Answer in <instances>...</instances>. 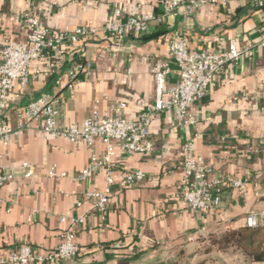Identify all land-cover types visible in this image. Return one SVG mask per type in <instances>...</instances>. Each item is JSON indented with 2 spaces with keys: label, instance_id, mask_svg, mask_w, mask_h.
Masks as SVG:
<instances>
[{
  "label": "crops",
  "instance_id": "0c3cea01",
  "mask_svg": "<svg viewBox=\"0 0 264 264\" xmlns=\"http://www.w3.org/2000/svg\"><path fill=\"white\" fill-rule=\"evenodd\" d=\"M159 1L0 0V51L8 41H25L27 29L16 18L22 12L38 17L52 31H72L101 28L119 6L157 12ZM174 30L191 50L224 49L230 40L242 48L264 37V9L242 0L197 3L188 14L151 22L145 35L129 36L119 48L102 37L69 49L58 46L51 53V66L32 71L25 88L14 82L11 106L0 110V119L17 125L15 109L45 94L61 97L59 128L80 126L95 100L103 116L110 115L109 106L116 100L126 104L124 116H136L154 100L153 68L166 64V84L177 80L168 50ZM83 59L93 63L90 76L65 87L66 69ZM190 111L196 121L185 129L174 126L171 112H158L150 125L149 152L128 154L116 146L109 163L111 184L105 168L89 180L79 178L92 154H104L99 138L88 145L83 139L50 137L32 121L7 145L0 141V171L13 173L0 189V258L24 244L37 253L52 252L70 219L82 218L75 225L81 247L77 256L30 264H195L201 259L207 264H264L234 248L204 250L210 234L246 225L251 212L257 225L264 226V48L256 46L223 66ZM191 138L196 154L211 168L209 178L244 184L242 189L221 187L220 205L202 212L193 211L182 195V145ZM24 164L32 168L31 175H26ZM138 170L143 178L120 184L122 174ZM106 188L107 206L101 211L85 192Z\"/></svg>",
  "mask_w": 264,
  "mask_h": 264
},
{
  "label": "built area",
  "instance_id": "2783aa9c",
  "mask_svg": "<svg viewBox=\"0 0 264 264\" xmlns=\"http://www.w3.org/2000/svg\"><path fill=\"white\" fill-rule=\"evenodd\" d=\"M227 1L229 0H160L157 12L145 13L129 11L126 7L119 6L115 7L113 18L101 28L80 26L72 31H52L38 17L22 12L16 18L27 29L25 41H8L0 51V110H7L11 106L14 82L18 81L20 86L25 88L32 71L38 73L39 67L51 66V53L58 46L69 49L78 43L102 37L112 48H119L127 37L145 35L151 22H162L167 16L179 12L188 14L197 3L226 4ZM242 1H250L256 7L264 9V0ZM256 46L264 48V37L258 43L242 48H238L235 41L230 40L224 49L191 50L187 40L174 30L168 38V50L175 64L177 80L171 85L166 84V76L170 72L168 65L153 68L154 100L145 104L136 116H124L126 104L120 100L110 104V115L103 116L97 108L98 100H95L90 114L83 119L80 126L59 128L56 118L61 97L45 94L15 109L19 119L17 125L0 119V141L7 145L15 135L29 128L32 121L39 122V129L50 137H65L70 141L83 139L88 145H92L94 138H99L104 144L105 152L101 156L92 154L89 163L79 172V178L89 180L96 170L105 168L107 184H111L113 176L109 163L116 146L128 154L151 151L153 145L150 125L158 112H171L173 124L179 129L195 124L196 119L190 111L193 102L206 95L223 66L238 61L243 54H248ZM92 66L93 63L89 59L75 61L66 69L65 87H71L80 77H89ZM194 140L195 138H191L182 145V195L193 211L202 212L220 205L221 187L231 185L242 189L244 184L237 179L209 178L211 168L196 154ZM24 166L27 167L26 175H31L32 168L26 164ZM51 174L56 173L51 171ZM143 177L142 171L128 172L120 176L119 182L125 185ZM12 178V171H0V189ZM107 191V188L104 191L88 189L85 195L94 198L98 209L104 211L107 206ZM1 200L0 194V202ZM245 220L248 226L258 224L254 212L249 213ZM78 222H82V218L70 219L68 229L61 234V240L52 252L37 253L24 244L19 246L17 252L1 257L0 264L55 262L77 256L81 251L75 236V225Z\"/></svg>",
  "mask_w": 264,
  "mask_h": 264
},
{
  "label": "trees",
  "instance_id": "16d2710c",
  "mask_svg": "<svg viewBox=\"0 0 264 264\" xmlns=\"http://www.w3.org/2000/svg\"><path fill=\"white\" fill-rule=\"evenodd\" d=\"M211 247L223 251L230 248L238 249L251 260L264 261V226L246 224L238 228H227L219 235L210 234L204 250L209 251ZM195 264L207 262L201 259Z\"/></svg>",
  "mask_w": 264,
  "mask_h": 264
}]
</instances>
